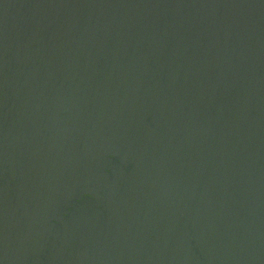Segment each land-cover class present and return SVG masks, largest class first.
<instances>
[{
    "label": "water",
    "instance_id": "obj_1",
    "mask_svg": "<svg viewBox=\"0 0 264 264\" xmlns=\"http://www.w3.org/2000/svg\"><path fill=\"white\" fill-rule=\"evenodd\" d=\"M0 264H264V0H0Z\"/></svg>",
    "mask_w": 264,
    "mask_h": 264
}]
</instances>
